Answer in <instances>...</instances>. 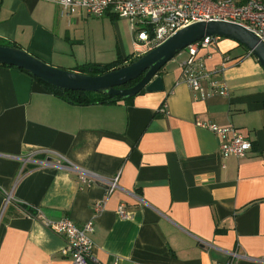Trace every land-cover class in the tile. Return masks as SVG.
I'll list each match as a JSON object with an SVG mask.
<instances>
[{
    "label": "crops",
    "instance_id": "1",
    "mask_svg": "<svg viewBox=\"0 0 264 264\" xmlns=\"http://www.w3.org/2000/svg\"><path fill=\"white\" fill-rule=\"evenodd\" d=\"M91 17L45 0H0V42L70 71L103 63L79 34ZM201 54L227 96L201 100L178 83L183 51L161 70L164 91L114 104L71 105L0 66V264L71 263L38 212L77 227L92 220L97 264H224L232 252L235 264H264V71L228 39ZM197 122L232 126L252 148L224 158L218 137ZM53 154L58 165H43ZM80 172L118 177V187L105 198V186L84 185Z\"/></svg>",
    "mask_w": 264,
    "mask_h": 264
},
{
    "label": "built area",
    "instance_id": "2",
    "mask_svg": "<svg viewBox=\"0 0 264 264\" xmlns=\"http://www.w3.org/2000/svg\"><path fill=\"white\" fill-rule=\"evenodd\" d=\"M59 6L64 11L80 9L88 16L103 17L106 14L115 15L129 23L133 36L132 44L137 47L133 56L142 54L162 44L176 31L200 21H226L243 26L264 43V0H45ZM219 37H205L187 46L183 51L184 59L180 63L178 83L186 84L198 94L199 99L228 95V87L224 80L219 82L215 74L208 70L202 51L215 45ZM251 55V53L249 52ZM228 57L222 60L220 70L225 68ZM163 115L168 114L166 103L160 108ZM202 128L208 129L219 139V153L222 157L234 156L242 158L251 150V141L238 129L232 126H219L215 123L197 122ZM53 159L42 162L43 165H58L59 154H53ZM118 177L105 180L100 177L79 173V181L86 186L99 182L105 186V198L118 187ZM6 197L4 207L9 203ZM105 207L104 200L93 205L94 213L99 214ZM124 216V205L118 208ZM36 218L53 234L62 238L65 247L61 255L70 259V264H97L92 250L94 248L90 235L93 233V222L88 221L77 227L71 220L63 218L52 221L37 213ZM241 256L228 253L224 264H235ZM115 264V263H114Z\"/></svg>",
    "mask_w": 264,
    "mask_h": 264
},
{
    "label": "water",
    "instance_id": "3",
    "mask_svg": "<svg viewBox=\"0 0 264 264\" xmlns=\"http://www.w3.org/2000/svg\"><path fill=\"white\" fill-rule=\"evenodd\" d=\"M216 36L246 48L264 71V43L243 26L226 21L192 23L176 31L162 44L137 57L135 61L98 76H88L49 65L16 46L0 45V64L22 69L62 91H83L126 99L141 91H164L163 78L160 75L163 67L190 44L205 37ZM137 79L139 80L132 86L122 88Z\"/></svg>",
    "mask_w": 264,
    "mask_h": 264
},
{
    "label": "trees",
    "instance_id": "4",
    "mask_svg": "<svg viewBox=\"0 0 264 264\" xmlns=\"http://www.w3.org/2000/svg\"><path fill=\"white\" fill-rule=\"evenodd\" d=\"M111 19L115 20L118 18L114 15V16H111ZM0 45L13 46V47L16 46L15 44H6L2 42H0ZM238 46L242 47L245 51H248L243 46L239 44ZM136 58L137 57L133 56V54H129L123 57L117 52L116 58L110 62H107V63L84 62V63L77 65L73 71L78 72L80 74L88 75V76H98V75L107 73L109 71L116 70L120 67H123L124 65L135 61ZM0 66L12 67V66L1 65V64ZM13 68H16V67H13ZM16 69L25 73L26 75L31 77L34 81H37L38 83L42 84L45 87V89L48 92H50L52 95L67 102L68 104L75 105V106H87V105H92V104H114L122 100H131L133 98V97H130V98L122 99L121 97H118V96H112V95L108 96V95L99 94V93H91V92H83V91H68V90L62 91L61 89L48 85L47 83L30 75L29 73L23 71L22 69H19V68H16ZM138 80L139 79L133 82H130L122 86V88L130 87L133 84H135ZM143 92L144 91H141L140 93H143Z\"/></svg>",
    "mask_w": 264,
    "mask_h": 264
},
{
    "label": "rangeland",
    "instance_id": "5",
    "mask_svg": "<svg viewBox=\"0 0 264 264\" xmlns=\"http://www.w3.org/2000/svg\"><path fill=\"white\" fill-rule=\"evenodd\" d=\"M89 19L92 21L87 26L80 27L79 34L85 39V46L94 52L96 60L103 63L114 60L116 58L115 43L119 45L120 51L125 55L132 52L133 36L127 21L119 20L115 24L110 21L108 16ZM104 19L105 21H103ZM118 34H120V40Z\"/></svg>",
    "mask_w": 264,
    "mask_h": 264
},
{
    "label": "clouds",
    "instance_id": "6",
    "mask_svg": "<svg viewBox=\"0 0 264 264\" xmlns=\"http://www.w3.org/2000/svg\"><path fill=\"white\" fill-rule=\"evenodd\" d=\"M222 39V38H221Z\"/></svg>",
    "mask_w": 264,
    "mask_h": 264
}]
</instances>
